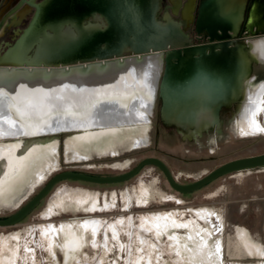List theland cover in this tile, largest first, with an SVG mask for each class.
I'll use <instances>...</instances> for the list:
<instances>
[{
    "label": "rangeland",
    "instance_id": "374dc122",
    "mask_svg": "<svg viewBox=\"0 0 264 264\" xmlns=\"http://www.w3.org/2000/svg\"><path fill=\"white\" fill-rule=\"evenodd\" d=\"M134 23L141 31V26ZM256 58L263 62L253 63L255 80L249 85L251 90L264 81V59ZM93 79L99 81L98 77ZM62 81L1 79L0 88H13L19 97L28 96L31 103L39 105L62 98ZM232 118L228 114L222 117L220 131L210 130L186 138L175 129L156 128L158 119L152 117L149 122L148 117L143 119L148 124L146 130L137 128L134 132V136L141 137L138 142L126 141L120 135L113 140L117 146L114 155L105 153V143L82 145L81 149L89 154L86 159L68 148L66 139L72 131L58 133L60 143L53 160L56 164L49 169L47 179L33 192L30 190L33 186L28 189L23 183L14 194H6L9 198L12 196L10 199L0 197V217L16 212L54 174L64 170L117 175L133 168L143 158L155 156L165 161L178 182L190 183L229 160L264 153V135H243ZM261 120L264 122V115ZM94 204L97 207L91 208ZM196 209L213 210L219 217L214 219V224L223 249V264L264 262V254L252 258L254 255L246 247L244 249L241 240L243 234L264 251V167L229 173L195 191L181 193L171 187L162 169L154 164L144 166L137 175L119 183L79 180L57 183L21 222L0 227V255H13L11 264H147L146 259H151L154 264H177L175 256L169 252L170 239H159L146 222L154 215L173 212L185 221L196 215ZM77 216L100 218L103 225L98 234L94 237L89 231L82 232L78 220L74 219ZM112 223L116 224L117 236L108 229ZM201 223L207 226L205 221ZM61 224L66 227L61 228ZM51 225L59 228L57 232L49 229L47 236L45 228ZM71 236L76 237L74 244L68 243ZM152 244L158 245L156 252H152Z\"/></svg>",
    "mask_w": 264,
    "mask_h": 264
},
{
    "label": "bare ground",
    "instance_id": "6f19581e",
    "mask_svg": "<svg viewBox=\"0 0 264 264\" xmlns=\"http://www.w3.org/2000/svg\"><path fill=\"white\" fill-rule=\"evenodd\" d=\"M149 34L155 35L152 30ZM252 54L254 58L264 59V37L252 43ZM160 69L159 53L124 55L49 69L0 68L1 79L41 78L64 81L60 100L39 105L31 103L28 96L19 97L13 88H0V197L10 199L12 196L9 198L6 194H14L23 183L27 184L28 189L33 186L30 189L33 192L47 179L60 143L57 134L63 131H72L66 144L82 159L89 157L87 151L81 149L82 145L105 143V153L114 155L117 154V146L113 140L120 135L126 141L138 142L141 137L134 136V132L137 128L146 130L148 126L143 119L152 110ZM94 77H98L99 81H94ZM249 85H246L240 114L234 122H237L243 135H264V122L261 120L264 115V81L254 90ZM209 118L210 116L201 117L199 126L190 130L188 135L191 138L200 135L204 128L207 129ZM10 136L18 137L3 139ZM96 207V204L91 206ZM173 213L154 215L146 224L155 231L159 239H170L169 252L175 256L177 264H223V249L220 238L215 234L218 230L214 224V219H219L217 214L209 209H196V215L184 221ZM74 219L78 220L82 232L89 231L94 237L103 225L100 218L92 216L85 219L77 216ZM201 221H205L207 226ZM61 225V228L66 227L65 224ZM115 225L109 224L108 229L117 236ZM57 228L47 226V236L49 229L57 232ZM241 238L244 249L246 247L254 255L252 258L263 256L264 251L253 241L243 234ZM75 241L74 236L68 239L70 244ZM151 247L152 252L158 249L157 244H152ZM8 254L0 255V264H11L13 255L7 256ZM140 256L142 254L138 257ZM146 263L155 262L146 259ZM258 264L264 262L259 261Z\"/></svg>",
    "mask_w": 264,
    "mask_h": 264
},
{
    "label": "water",
    "instance_id": "95a60500",
    "mask_svg": "<svg viewBox=\"0 0 264 264\" xmlns=\"http://www.w3.org/2000/svg\"><path fill=\"white\" fill-rule=\"evenodd\" d=\"M145 4V12L148 15L146 28L147 30L154 29L158 31L159 36L148 34L144 40L139 37L130 38L129 36L132 35L131 31H136L138 27L134 22L140 23V17L144 16L143 8L137 3V0H116L113 6H107V13L110 19L108 26L105 27L106 30H103L105 32H103L100 43L94 44V37L76 36L73 32L62 34L59 32L61 26L56 24L52 26L55 34H49L48 60H34L31 58V60L27 61L14 62L3 59L1 63L6 65V67H9L7 65L25 66L24 64L49 67L72 66L118 58L124 56L125 52H129L130 55L159 53L162 65L164 51H167V64H171L173 58H179V62L184 63L205 64V69L200 68V72H202L200 79H203L204 82L200 83L198 88V95L205 97V101L194 102L193 104L185 103L181 106L172 100L168 93H165V102L162 110L163 119L167 123L175 124L185 130H191L199 126L200 119L203 117L200 113L196 114L194 112L205 111V116H210L207 127L221 126V108L239 103L246 93V84L253 70L252 42L231 40L234 36L229 31H232L233 28L229 21H223L222 25L219 26L221 31H223V35L218 34L215 36L219 42L208 45H191L189 36L180 28L181 24L171 20L169 14H167V23L158 21L156 14L159 8L158 0H149ZM109 10H112L111 14ZM237 12L238 27L242 23L244 25L243 32L247 31L248 35L252 34V36L258 37L260 30H264V0H251V2L241 0L240 5L237 7ZM112 28L119 29L120 33H118L117 38H108L107 35H110L109 32ZM214 28L217 29V25ZM215 29H209L210 33L213 34L212 31ZM105 33L107 35L104 36ZM181 37L185 38V41L179 42ZM111 39H114L115 43L119 41L118 45L122 46L117 51L107 52L106 50H110L112 47L111 44L113 45L114 40ZM212 39H214V36H212ZM44 42L45 40L43 39L38 50L34 51L33 57L43 53ZM118 45H115V47ZM184 46V49H180V47ZM181 50H186L189 54L182 57ZM66 51L68 53L65 54ZM195 54L198 57L195 58ZM214 64L220 65V67H214ZM165 79L167 80L166 86H169L171 84L170 76H166ZM188 138H191V136L188 135ZM148 164L160 167L169 184L175 190L181 193H189L205 186L220 176L264 167V153L229 160L202 178L190 183L178 182L165 161L155 156L143 158L133 168L117 175L103 176L74 170L60 171L54 174L39 192L16 212L7 217H0V227L12 226L21 222L40 204L49 191L61 181L79 180L98 184L119 183L131 179Z\"/></svg>",
    "mask_w": 264,
    "mask_h": 264
},
{
    "label": "flooded vegetation",
    "instance_id": "af4514ba",
    "mask_svg": "<svg viewBox=\"0 0 264 264\" xmlns=\"http://www.w3.org/2000/svg\"><path fill=\"white\" fill-rule=\"evenodd\" d=\"M148 1L137 0V3L142 6L144 11V16L140 17V23H138L142 30H132L130 38L139 37L144 40L151 30H147L146 28L148 15L145 12V3ZM240 2L241 0H158L159 8L156 14L160 22L167 23V14H169L171 20L179 22L181 30L189 36L191 45H208L219 42L215 36L218 34L223 35V31L219 27L223 21H229L233 28L232 31H229L234 36L231 40L251 41L254 43L258 38L264 36V30H260L258 37H255L252 34L248 35L247 31L243 32L244 25L242 23L238 27L237 7L240 5ZM248 2H251V0H248ZM114 3H116V0H0V68H51L49 66H28L27 64H24L25 66L7 65L9 67H6V65L1 63V60L14 62L27 61L31 60V58L34 60H48L49 34H55L52 26L56 24L61 26L59 32L62 34L73 32L76 36H83L85 38L94 37V44L100 43L103 32H105L103 30L108 26L110 19L107 13V6H113ZM231 6L234 8H231ZM229 10L230 12H228ZM111 11L109 10L110 14ZM216 25L217 29L214 28ZM209 29H215L212 31L213 34L210 33ZM187 30L190 32H187ZM152 31L153 34L159 36L158 31L154 29ZM173 31L175 30L173 29ZM106 33L104 36L107 35ZM109 33L110 35H107L108 38H117L120 31L119 29L112 28ZM212 36H214V39H212ZM43 39L45 40L44 48H42L43 53L33 57L34 51L38 50ZM183 40L185 41V38L181 37L179 42ZM118 42L115 43L114 40L110 50L106 51L113 52L120 49L122 45H118ZM115 45L119 47H115ZM184 48L185 46L180 47V49ZM166 52L164 51V59L158 76L157 90L149 122L152 121V117H156L158 119V122L155 121L156 128L162 126L168 130L175 129L186 137L195 128L191 129V131L185 130L175 124L167 123L163 119L164 94L168 93L172 97V100L181 106L185 103L193 104L194 102L205 101V97L198 95L200 83L204 82L203 79H200L202 76V72L200 71L201 69H205V64L179 62V58H173V62L167 64ZM187 54H189L188 51L181 50L182 57L187 56ZM125 55H130V53L125 52ZM194 56L195 58L198 57L197 54ZM256 61L263 62L261 59L254 58L253 63ZM213 66L220 67L217 64ZM166 76H170L171 79L169 86H166ZM250 79L246 85L255 80L253 75H251ZM171 92L173 93L171 94ZM242 100L230 107L221 108V126L219 129L218 126H209L206 130L204 128L200 134L209 132L210 130L220 131L223 124L222 117L225 114L233 117L234 121L240 114ZM194 113H200L201 116H205V111H195Z\"/></svg>",
    "mask_w": 264,
    "mask_h": 264
},
{
    "label": "crops",
    "instance_id": "0c3cea01",
    "mask_svg": "<svg viewBox=\"0 0 264 264\" xmlns=\"http://www.w3.org/2000/svg\"><path fill=\"white\" fill-rule=\"evenodd\" d=\"M233 6H234V5H233ZM233 6H231V8H234ZM231 8H230V9H231ZM228 12H230V10H229ZM228 12H227V13H228ZM148 117H149V115H148ZM148 117H147V118H148Z\"/></svg>",
    "mask_w": 264,
    "mask_h": 264
}]
</instances>
